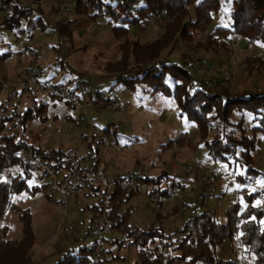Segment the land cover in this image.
I'll use <instances>...</instances> for the list:
<instances>
[{
    "label": "rangeland",
    "instance_id": "1",
    "mask_svg": "<svg viewBox=\"0 0 264 264\" xmlns=\"http://www.w3.org/2000/svg\"><path fill=\"white\" fill-rule=\"evenodd\" d=\"M17 2L23 8L31 7L33 12L21 20L22 31L0 27V55L5 54L0 58V78L6 83L0 97V115L11 116L4 132L38 148L63 150L70 168L85 177L80 180L76 173L66 169L54 172L57 178L67 179L71 187L70 194L61 201L48 185L45 186L48 179L40 178L38 169L27 162L30 151L22 154L24 162L30 166L28 177L20 165L9 168L8 176L4 175L7 180L19 175L28 187H38L33 193L20 191L12 195L9 206L0 215L5 238L19 239L22 234L18 215L28 210L33 235L29 264H54L63 252L75 253L80 246L92 247V264H138L135 247L132 244L118 246L115 240H120L121 235L109 228L99 211V203L113 182H120L119 177H127L128 186H132L136 176L150 177L164 171L182 185L164 197L163 181L156 196L151 193L155 185L141 183L127 202L132 207L128 224L140 227L159 224L168 234L166 239L155 242V249L167 257L179 253L176 249L181 234L178 228L191 213L205 211L214 220L222 221L228 205L237 203L240 208L244 205V192H260L264 188V133H255L258 146L254 166L262 173V178L240 183L235 178L240 171L233 159L221 163L210 160L194 122L180 114L170 97L151 93L145 83H136L134 87L115 84V77L102 71L104 62L114 61L119 56L118 40L110 30L113 19L109 15H99L93 20L89 17L94 13L92 9L88 14H78L73 0H63L68 9L63 16L58 0ZM103 2L125 3L133 15L143 0ZM12 4L0 8V17ZM228 9L229 2L212 12V21L203 31L189 30L191 41L181 40L176 33L173 44L160 52L158 60L171 61L187 69L195 83L209 91L221 87L229 91L264 88V51L258 42L250 44L237 36L227 40V49L212 51L194 47L215 26L226 25ZM105 11L103 7L102 12ZM189 12L193 17L191 7ZM39 15L44 25L42 29L32 23ZM30 19L33 20L31 26L27 23ZM80 19L84 21L82 26H87L78 34L70 35L69 30L64 29L57 31L59 24L68 27ZM164 24L162 14L150 16L140 27L130 26L127 37L141 42L150 40L163 32ZM194 61L197 69L189 66ZM256 66L259 70L251 69ZM5 67L10 68L9 73L3 72ZM29 71L51 92L25 91L23 80ZM68 96L71 100L66 99ZM16 98L17 104L11 111L6 110L4 106ZM72 100L79 105L74 106ZM42 103H46L45 109L38 116L29 117L21 128L16 112L30 109L34 114V107ZM42 114L43 120L39 118ZM252 124H255L252 116H247L245 125ZM180 133L185 134L183 144L173 142L165 149L164 144ZM95 161L97 164L93 167ZM250 204L264 208V192L252 196ZM215 256L231 260L229 264H252L253 257L240 243L239 231L216 247Z\"/></svg>",
    "mask_w": 264,
    "mask_h": 264
},
{
    "label": "trees",
    "instance_id": "2",
    "mask_svg": "<svg viewBox=\"0 0 264 264\" xmlns=\"http://www.w3.org/2000/svg\"><path fill=\"white\" fill-rule=\"evenodd\" d=\"M228 2L226 25L215 26L206 38L197 41L194 47L212 51L227 49V40L240 36L250 44L258 42L264 51V0H143V3L134 9L133 15L129 13L125 3L110 5L103 0H73L75 12L78 14H88V10L92 9L94 13L89 14V17L93 20L99 15H109L113 19L110 30L118 40L116 46L119 56L114 61L104 62L102 71L114 76L115 84L122 83L134 87L136 83H145L150 87L151 93L170 97L180 114L194 122L199 141H202L209 159L217 163L233 159L240 171L235 176L236 180L247 184L262 178V173L254 165L258 146L255 133H264V88L229 91L221 87L219 90L209 91L196 84L192 73L187 69L171 61L158 60L160 52L173 44L176 33L181 40L191 41L189 30L203 31L212 21V12L218 11ZM0 3H13L11 9L4 11L0 27L9 31H22L23 27H19V24L33 9L23 8L17 0H0ZM103 7L105 12H102ZM190 7L193 17H190ZM157 14L165 17L163 32L160 35L143 42L127 37L130 26L140 27L144 19ZM34 22L35 26L43 28L40 15ZM63 29L68 32L66 26L59 24L57 31ZM4 56L5 54L0 55V58ZM251 69L259 70V67ZM64 103L70 104L67 101ZM45 107L46 103L34 107V114H31L30 109L16 112L21 128H24L29 117L38 116ZM247 116H252L255 121L250 127L245 125ZM39 118L43 120L44 115ZM10 120L11 116L0 115V215L9 206L12 195L20 191L33 193L38 189L36 186L28 187L19 175H14L9 180L4 178V175L8 176V169L16 165L21 166L26 177L29 176L27 168L30 166L22 157L24 151H30L34 157L44 159L56 174L60 169H66L76 173V178L85 179L80 171L70 168L63 150L38 148L15 135L6 134L4 129ZM184 137L185 134L180 133L177 138L168 140L164 144L165 149L173 142L182 145ZM96 164L97 161L93 163V167H96ZM38 172L40 178L44 177L42 172ZM119 180L120 182L114 181L111 189L105 193L103 201L99 203V211L102 212L109 228L121 235L120 240H115L118 246L132 244L135 247L138 264H158L161 261L166 264H229L231 260L218 259L215 250L223 240L234 237L237 231L240 243L246 246L253 256L252 264H264V208L250 204L252 196H259L260 192H264V188L260 192H244V205L241 208L237 203L228 205L223 211L222 221L214 220L205 211L191 213L178 228L181 234L176 249L179 253L167 257L161 250L155 249V242L166 239L168 234L164 233L159 224L143 227L128 224L132 207L127 205V202L136 194L137 186L141 183L155 185L156 188L151 193L156 196L163 181L164 197L170 196L173 189L182 185L164 171L150 177L136 176L135 185L132 186H128L127 177H119ZM73 187L77 188V184ZM18 220L22 234L19 239L5 238V226L0 227V264H29L33 235L28 210H22ZM91 251L90 246H80L75 253L72 252L73 254L67 250L54 264H92Z\"/></svg>",
    "mask_w": 264,
    "mask_h": 264
},
{
    "label": "built area",
    "instance_id": "3",
    "mask_svg": "<svg viewBox=\"0 0 264 264\" xmlns=\"http://www.w3.org/2000/svg\"><path fill=\"white\" fill-rule=\"evenodd\" d=\"M58 3L61 9L60 15L63 16V14L68 11L67 4L63 2V0H58ZM0 8L1 9L3 8V4L1 3H0ZM189 66H191L194 69H197L198 64L196 61H194V62H191ZM23 84H24V90L25 91L28 90L30 91V93H33V94H38L40 92H45L48 94L51 92L50 89L45 88L42 84H40L37 81L33 71H29L27 73L25 79L23 80ZM5 86H6V83L4 79L0 78V97H2V95L4 94L3 89L5 88ZM52 93L55 95L59 94L57 91H52ZM66 99L71 100L69 96L66 97ZM17 100L18 98H16V100H14L13 102L8 103L6 107L4 106V108L6 110L11 111L13 105L17 104ZM73 105L78 106L79 104L77 102H73ZM26 160L33 167L37 168L38 171L44 174V176L48 179L47 185L49 186L50 190L56 193L61 201H64V199L70 194V191H71L69 181L67 179L57 178L52 166L46 161H44L42 158L34 157L31 154H27Z\"/></svg>",
    "mask_w": 264,
    "mask_h": 264
},
{
    "label": "crops",
    "instance_id": "4",
    "mask_svg": "<svg viewBox=\"0 0 264 264\" xmlns=\"http://www.w3.org/2000/svg\"><path fill=\"white\" fill-rule=\"evenodd\" d=\"M1 18H2V17H0V20H1ZM32 21H33V20H31V19L27 21V23L29 24V26H31V22H32ZM29 22H30V23H29ZM79 22H80V24H78ZM83 22H84V21H83L82 19H80V20L76 21L75 24L69 25V26L67 27V29L69 30L70 35L72 34V32L78 34L79 31L82 30V27L87 26V24H85L84 26H82V25L84 24ZM32 23H35V22L33 21ZM0 48H1V46H0ZM8 71H10V68L8 69V67H7V68L5 67V69H3V72H7V73H9ZM11 71H12V70H11Z\"/></svg>",
    "mask_w": 264,
    "mask_h": 264
}]
</instances>
